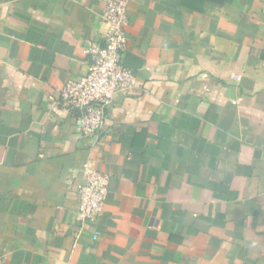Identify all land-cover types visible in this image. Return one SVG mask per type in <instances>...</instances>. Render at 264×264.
I'll list each match as a JSON object with an SVG mask.
<instances>
[{
  "label": "crops",
  "instance_id": "0c3cea01",
  "mask_svg": "<svg viewBox=\"0 0 264 264\" xmlns=\"http://www.w3.org/2000/svg\"><path fill=\"white\" fill-rule=\"evenodd\" d=\"M193 2L129 0L134 88L83 136L59 92L105 0H0V264H264V0ZM84 162L109 175L95 222Z\"/></svg>",
  "mask_w": 264,
  "mask_h": 264
},
{
  "label": "built area",
  "instance_id": "2783aa9c",
  "mask_svg": "<svg viewBox=\"0 0 264 264\" xmlns=\"http://www.w3.org/2000/svg\"><path fill=\"white\" fill-rule=\"evenodd\" d=\"M129 0H105L102 21L106 26L104 45L88 47L91 63L85 75L72 79L59 92L58 104L76 112L81 135L88 136L103 124L107 105L120 92L134 88L135 73L122 65L127 48V5ZM54 109V107H53ZM77 200V216L82 221L95 222L101 216L109 187V175L84 162L73 179ZM100 235L95 230L92 237Z\"/></svg>",
  "mask_w": 264,
  "mask_h": 264
},
{
  "label": "trees",
  "instance_id": "16d2710c",
  "mask_svg": "<svg viewBox=\"0 0 264 264\" xmlns=\"http://www.w3.org/2000/svg\"><path fill=\"white\" fill-rule=\"evenodd\" d=\"M183 4L187 5L189 8L195 9V10H201V7H198L193 0H182Z\"/></svg>",
  "mask_w": 264,
  "mask_h": 264
}]
</instances>
